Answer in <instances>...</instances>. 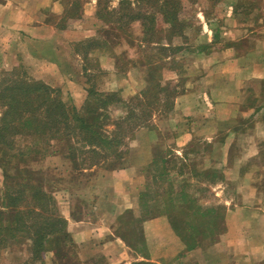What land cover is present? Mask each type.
Returning a JSON list of instances; mask_svg holds the SVG:
<instances>
[{
  "label": "crops",
  "instance_id": "1",
  "mask_svg": "<svg viewBox=\"0 0 264 264\" xmlns=\"http://www.w3.org/2000/svg\"><path fill=\"white\" fill-rule=\"evenodd\" d=\"M60 1L64 17L73 0H0V63L21 64L25 55L28 63H42L62 75L67 67L76 65L72 62L75 58L80 60L84 73L90 56L94 65L105 68L108 75L106 86L102 87L105 82L101 81L99 90L118 91L124 98L140 92L147 84L150 63L136 39L132 43L111 37L114 29H103L96 16L97 0H86L87 8L74 17L67 13L66 24L58 26L51 19L60 10L54 9ZM119 1L112 3L117 5ZM249 1L219 0L215 5L221 6L222 17L218 19L214 17L217 10H208L210 0H194L192 3L198 5V31L187 28L184 38L174 36L172 42L164 39L162 44L180 49L162 58L161 81L174 83L179 92L169 110L157 112L154 127L138 131L131 144L135 154L128 157L126 167L107 173V178H113L112 189L108 197L96 201L95 215L73 217L72 211H66L67 243L78 245L80 264H104L102 260L94 261L97 256L106 264L140 260L181 264L184 258L196 260L194 264H264V0H253L257 4L252 6L247 4ZM116 5L110 10L117 12ZM135 23H139L142 33L139 21L133 22L130 29ZM104 31L109 33L103 35ZM64 38L66 55L59 58L58 53L65 49ZM96 39L107 40L108 44L94 47L86 57L76 49L77 43ZM22 43L25 46L19 45ZM123 43L126 47H120ZM140 44L145 47L144 42ZM189 55L191 59L185 60ZM123 64L128 68L121 71L119 66ZM67 80L77 90V84L71 78ZM87 86L84 82L81 89ZM166 131L170 135L166 136ZM167 137L172 141L159 147L158 156H154V147ZM199 143L220 149V155H204L203 171L193 166L196 171H189L190 177L205 176L207 169L218 168L225 179L236 180L232 189H227L223 180L212 183L217 204L225 210L221 233L213 244L185 250L166 215L141 221L142 247L137 243L136 248L128 238L126 242L118 232L120 216L139 210L145 167L159 161L160 168H168L164 176L170 175L171 161L185 162L190 154L183 155L184 149ZM232 147L239 148V155L232 156ZM181 252L185 256H179Z\"/></svg>",
  "mask_w": 264,
  "mask_h": 264
},
{
  "label": "trees",
  "instance_id": "2",
  "mask_svg": "<svg viewBox=\"0 0 264 264\" xmlns=\"http://www.w3.org/2000/svg\"><path fill=\"white\" fill-rule=\"evenodd\" d=\"M144 1L156 8L167 27L158 26L154 16L140 11L136 6L130 8L129 5L135 3L131 0H120L117 12L113 9L105 13L99 8L96 10L103 29L107 27L125 32L133 22L139 21L143 35L140 41L155 44L156 52L146 55L150 63L147 84L140 92L124 98L118 91H102L92 83L87 86L84 106L78 109L71 101L62 98L58 88H53L40 79L28 77L20 70L21 67L14 66L0 73V168L3 178L0 191V253L19 241L16 239L22 238L29 242L33 260L36 258L42 263V255L54 248L57 250L60 244L57 245L56 241L58 243L67 236L65 220L56 206L52 177L47 170L34 166L40 156L63 154L74 163V170L82 171V175L85 174L83 171L92 173L101 167L111 170L121 166L124 148L134 132L140 127L148 126L147 121L155 112L170 109L171 103L161 105L158 102L170 96L174 98L179 91L174 89V94H171L167 85L161 84V70L164 66L162 58L180 48L162 43L164 39L172 42L174 36L184 38V32L190 26L177 15L182 7V0H136L139 3ZM210 1L213 5L219 0ZM100 2L101 0H97V6ZM123 3L126 5L124 9ZM69 8L66 14L76 16L80 0H73ZM163 30L165 35H159ZM105 32L109 33L104 31L103 35ZM147 33L149 37L145 38ZM113 36L116 40L119 39L118 34L113 33ZM107 42L97 39L79 42L76 49L86 57L94 47L104 48ZM138 47L141 48V45ZM200 48L199 46L198 49ZM119 69L121 70V66ZM117 105L122 106L124 115L112 118L110 112ZM160 105L162 107L159 108ZM109 125L114 127L109 128ZM22 137H30L32 144L22 146ZM196 151L195 146L188 145L183 155ZM183 165L185 163L180 164L178 175L183 174ZM166 169L168 168L164 166L158 176H153L158 184L153 191L154 201L159 203L161 199L165 202L159 214H169L172 228L183 241L185 250L189 251L200 246V236H215L214 228L223 221L224 210L220 205L202 207L191 195L175 193L172 186L163 192L159 191L162 187L159 179L168 176H164L168 174ZM142 196L143 193L140 199ZM179 201L182 206L178 204ZM175 211L179 215L174 218L172 213ZM128 212L130 211L120 216L121 222ZM195 222L201 223L203 227L195 226ZM119 234L129 243L125 234ZM74 264H80V261ZM132 264L158 263L140 260Z\"/></svg>",
  "mask_w": 264,
  "mask_h": 264
},
{
  "label": "rangeland",
  "instance_id": "3",
  "mask_svg": "<svg viewBox=\"0 0 264 264\" xmlns=\"http://www.w3.org/2000/svg\"><path fill=\"white\" fill-rule=\"evenodd\" d=\"M85 3L83 4V2ZM113 0H101L99 6L95 7V11L99 8L101 9L102 13H105V11H109L110 7L112 5H116L112 3ZM127 1V0H126ZM134 1L132 5L130 4L129 7L132 8V6H136L140 11H143L149 15L154 16L155 21L157 20L158 26H162V28L167 27L168 25L163 21L162 15L156 10V8H152L150 3L144 2H136V0H131ZM152 1V0H151ZM194 0H182V7L180 11L178 12V17L182 18L183 22L189 24L192 32L198 31L196 28L198 27L197 24V18L195 17V11L198 9V5L195 3H192ZM196 2V0H195ZM83 4V6H82ZM216 4V3H215ZM211 2L210 8L208 10H211L212 13H215V10H217L216 14L214 17H218V19H221L222 13H219V10L221 9V6H217ZM250 6L257 4L253 0H250L247 2ZM123 9L126 7V5L123 3ZM201 5V4H200ZM88 3L86 0H80V9L78 11L81 13V11L85 8H87ZM63 3L60 1V3L55 4V10H59L58 12H55V15H52L53 22L55 24L61 25L63 23L66 24V17L61 16L63 9ZM82 7V8H81ZM118 8V4L114 7L116 9ZM82 9V10H81ZM210 11V12H211ZM142 12V13H143ZM211 14V13H210ZM73 20V19H72ZM70 22H72L70 20ZM75 22V21H74ZM73 22V23H74ZM69 23V22H68ZM70 24V23H69ZM113 30V29H112ZM165 30V29H164ZM163 30L159 33V35H165V31ZM167 30V29H166ZM113 33H116L119 35V41L123 42V38H125L127 41H132L135 43L136 39V44H140V40L143 37V35L140 33V26L139 23H135L134 26H132L131 29L126 30L125 32L121 29H114L112 31V36ZM100 37L102 36V33L98 34ZM145 38L149 37V33L144 35ZM63 42L65 43V49H62L60 53H58L59 58H62L66 55V38L62 39ZM138 41V42H137ZM164 41V40H163ZM145 44L144 48H140L141 50L144 49V55H150L151 53L156 52V46L153 44H149L146 41H143ZM25 46L24 43L19 44ZM126 47V45L123 43L120 47ZM19 52L24 53L22 49L18 50ZM192 51V50H190ZM173 54V53H172ZM12 56V55H11ZM89 57V58H88ZM86 64L87 67L84 68L85 72L83 73V67H81L78 62L80 61L78 58H75L72 60V62H75L76 65H71L70 67H63L66 69L65 74L59 75L57 73H54L55 70L50 71L48 70L47 66H44L42 63H28L25 58V55L21 59V64L13 65L12 63H9L8 65H3L2 60L0 63V73L4 70H10L12 67L17 66L21 67V71H23L28 77H33L35 79H40L44 81L45 83L49 84L53 88H58L60 90L61 96L65 101H71L78 109H81L84 106L85 99L87 96V88H84L82 90V86L84 82H87L88 86L92 83H95V86L98 89H102L100 85L101 81H104L105 84H103L102 87L106 86V79L108 78V75L106 73L105 68L97 67L94 65V59L88 56ZM125 57V56H124ZM186 59H191V56L185 57ZM157 60V58H156ZM123 62L124 59L122 60ZM158 62V60H157ZM80 63V62H79ZM167 65V64H166ZM86 66V65H85ZM121 66V71L127 69L128 67L123 64ZM119 66V68H120ZM87 69V70H86ZM120 70V69H119ZM139 75L141 74L140 71ZM99 75V77H98ZM103 76V77H102ZM102 77V79H100ZM71 78L76 84H77V90L72 89V84L70 83L67 79ZM97 78V80H96ZM97 83V84H96ZM162 85H167V89L171 90V94H174V89L179 90L176 88L174 83H168V82H162ZM71 86V87H70ZM173 92V93H172ZM72 94V95H71ZM129 97V96H128ZM126 97V98H128ZM163 98V97H161ZM173 97H167L161 99L158 104H163V103H172ZM157 104V103H156ZM159 106L162 107V106ZM157 106V105H156ZM165 110V109H164ZM111 117H120L124 115V109L122 108L121 105H117L111 110ZM157 115L155 112L152 116V118L147 121L149 122L147 125L148 126H143L137 129L134 132V135L132 138H130L126 144V147L124 148L125 154L124 157L122 158V164L119 167L113 168L111 170H106L103 167L101 168H96L95 172H85V174L82 175V171L74 170V163L70 162L69 159L66 158L63 154H50L46 156H40V159L36 164H34L35 167L42 168L47 170L48 174L52 177V182H53V190H54V196H55V202L56 206L58 209V212L61 214L62 218L65 220V228L66 229V211H72L73 216H83V217H93L94 214V209H95V203L98 200L99 197L102 196H107L108 197V192H110V189H112L111 181L113 178H107L106 175L107 173L126 167V164H128V157L132 154H135V147L131 146L132 142L134 139H136L138 135V131L142 128H148L149 126L154 127V117ZM164 120V119H163ZM163 120H160L162 122ZM109 128H113V125H109ZM165 135L168 136L170 135L169 132H165ZM170 138V137H169ZM172 140L171 139H165L162 144H158L157 146L154 147V156H158L159 147H162L163 144L170 143ZM20 142L22 143V146L26 144H32L33 140L30 137H22L20 139ZM195 148L197 149L198 153H192L188 155V158L185 162L180 161H171L170 163V172L171 174L168 175L167 177L159 179L162 183V187L159 188V191L162 190L165 191L167 187L172 186L173 190L175 193H187L194 197L198 204H200L202 207H207V206H217L221 204H217L218 199L214 195L212 187H214L213 182H219L218 180H223L225 184H227V189H232V185L235 183V179L233 178H228L225 179V177L222 176V172L218 169L215 168L216 170L210 169V171L207 169V175L206 176H201L198 174L196 177H190V172H195L196 170L193 168V166H196L198 170L203 171L204 167V161H203V156L210 153V154H217L220 155V149H214V147L208 146L206 143H199L195 145ZM217 148V147H216ZM231 149V154L232 156H237L239 155V148L236 147V149ZM134 149V150H133ZM183 153V152H182ZM181 153V154H182ZM231 156V157H232ZM43 157V158H41ZM216 157V156H215ZM255 162V164H260L257 161L252 160ZM250 161V164H253V162ZM81 162V161H80ZM173 162V163H172ZM181 163H185L182 167L183 174L175 176L173 173H177L178 168ZM194 164V165H193ZM212 164V163H211ZM217 164V163H216ZM216 164L214 167H216ZM264 164V163H262ZM120 165V164H119ZM165 165V164H163ZM182 166V165H181ZM161 167V163L159 161H154L145 169L143 170L144 172V182L142 184V188L139 191V210L136 212H133L130 210L127 214L124 215V218L120 224H118V232H122L125 234V236L131 240L134 245L137 248V243L139 244V247H142L141 245V237H142V230H141V221L146 218H150L153 216H158V215H166L169 219L170 216L168 213H163L159 214V211L165 206V202L161 200L159 203H155L153 191L158 187V184L155 182V178L153 176H158L161 172V170L164 169V166ZM215 172V176H212V173ZM179 176V177H178ZM2 171L0 168V191L2 189ZM211 182V184H210ZM264 184V180H263ZM143 193L142 198L140 199L141 194ZM183 197V196H182ZM143 202V203H142ZM178 204L182 206L183 204L179 201ZM159 207V208H157ZM225 212V210H224ZM72 216V213H70ZM175 215H179L178 211H175L172 213V216L175 218ZM171 216V217H172ZM212 218V217H210ZM195 226H199L202 228V224L199 222H195ZM198 227V228H199ZM223 227L222 224H220L217 228L215 229V236L211 235H202L199 237V242H200V247L201 248H206L213 244L212 242V237L215 239L218 237V234L221 233V228ZM213 229V230H214ZM16 240L15 244H13L10 247H6L2 252L0 253V264H74L80 261L78 258L79 254V247L78 245H71L75 243H71L68 245L66 241V237L61 238V240L56 244H60L59 248L56 250L54 248L53 250H49L48 252H45L44 255H42V263L39 262L38 259L32 258V253L29 252V242L26 239L18 238ZM183 242V241H182ZM67 245V246H66ZM184 245V243H183ZM68 247V248H66ZM185 249V245H184ZM179 256H185V252H181L178 254ZM189 257V256H187ZM95 260H102L104 264L106 262L101 258V256H97L93 258ZM196 260L192 258H184L181 259V264H194Z\"/></svg>",
  "mask_w": 264,
  "mask_h": 264
}]
</instances>
